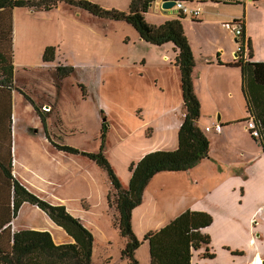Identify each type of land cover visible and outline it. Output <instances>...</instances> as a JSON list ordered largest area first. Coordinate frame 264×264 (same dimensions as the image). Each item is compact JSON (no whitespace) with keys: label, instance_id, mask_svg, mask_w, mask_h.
<instances>
[{"label":"crops","instance_id":"0c3cea01","mask_svg":"<svg viewBox=\"0 0 264 264\" xmlns=\"http://www.w3.org/2000/svg\"><path fill=\"white\" fill-rule=\"evenodd\" d=\"M87 1L104 8L114 7L126 12L129 11L132 2V0ZM101 2H108L109 5L104 6ZM187 3H192L190 4L192 6L188 7L201 13L197 20L187 16L180 22L195 58L193 87L201 104L198 126L210 141L209 157L187 172L157 174L146 187L142 204L132 213L133 232L136 238L141 236L140 239L137 238L138 240L143 241L147 234L161 230L188 211L206 213L212 217L213 223L202 232L210 237L209 249L215 257L203 258L206 251L204 247L194 253L192 264H258L257 260L263 264L264 153L247 127L250 119L242 91V72L240 68L230 67L237 60L239 40L224 27V24L236 20L244 21V36L247 41L250 40L253 50L251 62L255 68V79L259 85L264 86V0H244L240 4L217 3L211 0H189L185 2ZM161 6L160 2H156L150 8L147 15H150L154 8L157 12L162 11L159 23H150L151 25L161 26L166 22L178 20L179 13L165 12ZM59 8L61 5L57 9ZM68 11L70 10L66 9L67 13ZM72 13L63 17L61 25L55 29L54 34L59 35V39L54 38L51 44L44 45L45 49L40 52L42 62L48 47L59 48L62 53L66 50L60 44L73 45L78 44L79 40H85L81 32L78 33L77 20L76 22L73 20L82 14H79L80 11ZM110 26L112 29L115 28L112 24ZM117 28L121 29L122 26L117 25ZM136 35L135 42L146 45L139 34ZM125 40L127 41L125 44L131 43L130 38L125 37ZM158 49H166L160 60L163 63L160 69L161 76L166 75L168 78L163 76L161 81L155 80L159 88L155 94L160 99L156 104L174 105L168 108L161 107L154 115L155 119H151V125L146 126L150 127L148 131H151L150 136H146L147 147H144L132 164L138 163L144 156L153 152L176 151L179 130L186 115L181 72L176 65L178 52L173 44H166ZM146 60L141 58L143 66ZM16 74L15 69V76ZM168 89L173 92L175 98L171 103L168 100L165 102L163 96L164 91ZM27 102L39 123L37 122V128L23 127L22 119L16 115L12 117L14 178L49 204L66 207L67 211L93 234L92 264H112L113 258L105 252L106 248L103 254L97 253L100 243L111 246L113 237L116 234L120 235L118 227L115 226L118 212L108 202L112 185L110 187L106 180V187L101 190L99 198H96L100 185L98 165L82 155H71L53 147L50 139L57 143L58 128L54 127L53 130H56L52 131V120L46 116L43 123L31 102ZM60 108L59 104V113L63 121V128L60 129L65 134L67 132L70 135L75 134L77 130L66 129ZM217 126L221 127L220 132L216 130ZM152 141L153 143L149 145L148 143ZM79 157L82 159L78 160ZM93 171H97V174H93ZM130 178L128 172L127 178H124L127 186L122 182L125 189L129 186ZM85 188H89L90 191L83 190ZM75 189L83 190L84 193L72 197L71 193ZM105 224L109 226V235H106L103 229ZM10 227L12 233L26 230L48 232L56 245L74 243L73 239L44 211L27 203L21 207L18 215L12 218ZM126 243L127 239L123 238V245L119 251L121 257ZM146 248L150 256L149 243L143 241L135 253L137 260L138 254ZM233 252L243 255H234ZM122 261L128 264L123 257Z\"/></svg>","mask_w":264,"mask_h":264},{"label":"trees","instance_id":"16d2710c","mask_svg":"<svg viewBox=\"0 0 264 264\" xmlns=\"http://www.w3.org/2000/svg\"><path fill=\"white\" fill-rule=\"evenodd\" d=\"M159 0H132L129 11L105 10L87 0H41L35 5L31 0H0V39L6 45L0 51V264H92L94 236L64 206H53L30 192L14 178L12 156V104L3 113L2 101L7 98L12 103L15 86V69L12 51L13 14L16 9H33L50 12L64 4L80 12H86L100 21L124 23L131 26L146 44L162 47L173 44L178 52L176 65L181 72L182 96L186 115L178 134V149L172 152L157 151L146 155L130 168L131 180L127 189L123 188L108 160L100 151L98 154L80 152L73 147L59 145L50 139L57 150L82 155L94 161L103 169L112 185L108 196L111 207H115L118 227L122 238L127 243L122 257L128 264H140L135 253L143 241L150 247V264H192L194 253L206 248L203 258L213 259L209 245L211 239L202 231L210 227L213 219L209 214L188 211L157 232H151L143 241L136 238L132 227V213L142 204L143 194L149 182L159 173L187 172L195 165L209 157L210 141L199 128L201 104L193 87V70L195 58L191 45L180 22L186 17L179 13L178 20L154 26L146 21L151 5ZM164 1V0H163ZM184 3L189 0H181ZM217 3L244 0H211ZM3 23H5L3 25ZM245 30L243 21V32ZM241 44L247 50V60L242 56L230 67L240 68L242 72V91L246 102L249 119L256 126L259 136L257 141L264 153V86L255 79V68L252 60L250 40L242 38ZM57 50L48 47L43 55L44 64H54ZM65 69L56 68V74L64 79ZM34 106L38 117L45 123L46 118L33 100L21 92ZM7 107V105H6ZM108 128L103 126L102 138H106ZM7 144V146H5ZM36 206L44 211L50 219L62 228L74 241L72 244L56 245L48 232L26 230L12 233L10 223L24 204ZM9 212V213H8ZM8 215V218H7ZM234 255L243 253L233 252Z\"/></svg>","mask_w":264,"mask_h":264},{"label":"rangeland","instance_id":"374dc122","mask_svg":"<svg viewBox=\"0 0 264 264\" xmlns=\"http://www.w3.org/2000/svg\"><path fill=\"white\" fill-rule=\"evenodd\" d=\"M31 2L41 5V0H31ZM101 3L104 6L109 5L108 2ZM190 4L192 3L186 5ZM60 5L61 8L50 12L33 9L15 10L12 51L14 69L17 70V74L12 103L7 98L1 103L3 113L5 109L9 110L8 104H12V117L16 115L20 120L22 119L23 127L37 128L39 119L31 112L27 102L29 100L21 93L24 92L35 104L37 103L41 113L52 120V131L56 130H53L54 127L58 128L57 143L89 154H98L102 151L116 176L120 178L121 184L123 182L127 186L124 178H127L128 172L131 175L130 168L133 165L131 162L140 155L144 147H147L145 146L146 136H150L151 131H148L150 127L146 128V126L151 125V119H155L154 115L161 107L168 108L174 105L156 104L160 99L155 94L159 90L155 80L161 81L163 76L168 78L166 75L161 76L160 69L163 64L160 60L166 49L160 50L157 46L140 45L135 42L137 33L129 25L100 21L86 12H81L79 14L82 16L73 20L75 22L77 20L78 33L81 32L85 40H79L78 44L73 45H62L58 42L66 51L60 53L57 48L55 63L44 64L40 52L44 45L51 44L54 38L59 39V35H55L54 31L58 25H61V19L68 13L79 12L64 4L57 6ZM101 7L105 10H118L114 7ZM66 9L70 11L67 13ZM155 10V8L152 9L150 15L146 16L147 23H159L162 11ZM188 18L191 17L188 16ZM110 24L115 28H110ZM117 25H121L122 28L116 29ZM125 37L131 39L129 45L125 44L127 42ZM4 44L0 39V51H5ZM141 58L147 59L144 66L140 62ZM59 66L65 69L63 80L55 71ZM164 94L165 102L168 100L171 103L175 99L170 89L165 90ZM59 104L66 129L77 130L73 135L68 132L65 134L61 130L63 121L59 113ZM47 105L48 108H46ZM104 125L108 128V132L103 141ZM152 143L153 141L148 144ZM81 159L82 157L78 158V160ZM99 170L100 185L96 198H99L101 190L103 191L106 187V180L111 187L107 173L100 167ZM96 172L93 171V174H97ZM75 190L71 193L72 197L83 194V190L90 191L89 188ZM103 229L106 235L110 234L108 224L103 225ZM139 237L137 236L138 239ZM122 245L123 238L116 234L112 245L106 246L100 243L97 253L103 254L106 248L105 252L113 258L112 264H125L119 252ZM138 261L141 264H149L150 256L147 248L138 254Z\"/></svg>","mask_w":264,"mask_h":264},{"label":"built area","instance_id":"2783aa9c","mask_svg":"<svg viewBox=\"0 0 264 264\" xmlns=\"http://www.w3.org/2000/svg\"><path fill=\"white\" fill-rule=\"evenodd\" d=\"M175 9L179 13H182L185 17L190 16L194 20H197L200 17V15H201L199 10L191 9L190 7H188L181 0H178ZM224 27L226 29H228L229 31H231L235 35V37L239 40V43H238L239 45H238V48H237V59L242 56L244 59L247 60V55H248L247 50L241 44L242 38L244 36L243 20H236L234 22L224 24ZM247 127H248V130L251 132L252 137L257 139L259 134H258V131L256 130V126H255V124H254V122L252 120H249V122L247 124ZM216 130L218 132H220L221 131V127L217 126ZM207 131L209 132L210 128H208Z\"/></svg>","mask_w":264,"mask_h":264},{"label":"water","instance_id":"95a60500","mask_svg":"<svg viewBox=\"0 0 264 264\" xmlns=\"http://www.w3.org/2000/svg\"><path fill=\"white\" fill-rule=\"evenodd\" d=\"M157 2L161 3V8L165 11V12H176L179 13L175 7L177 5L178 0H159ZM153 5V4H152ZM151 5V7H152ZM264 264V263H263Z\"/></svg>","mask_w":264,"mask_h":264},{"label":"bare ground","instance_id":"6f19581e","mask_svg":"<svg viewBox=\"0 0 264 264\" xmlns=\"http://www.w3.org/2000/svg\"><path fill=\"white\" fill-rule=\"evenodd\" d=\"M257 263H258V264H261L260 260H257Z\"/></svg>","mask_w":264,"mask_h":264}]
</instances>
